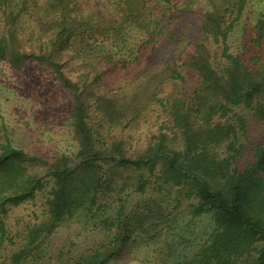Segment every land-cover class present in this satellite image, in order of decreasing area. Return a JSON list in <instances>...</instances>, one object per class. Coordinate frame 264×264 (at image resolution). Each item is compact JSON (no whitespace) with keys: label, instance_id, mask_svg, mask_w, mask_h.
<instances>
[{"label":"trees","instance_id":"16d2710c","mask_svg":"<svg viewBox=\"0 0 264 264\" xmlns=\"http://www.w3.org/2000/svg\"><path fill=\"white\" fill-rule=\"evenodd\" d=\"M115 1L118 17L97 26L103 40L119 36L145 14L166 16L165 6L172 7L173 24L159 46L167 55L153 51L150 60L139 50L134 76L110 89L101 84L105 72L91 58L84 57L86 68L75 79L64 72L65 52L77 28L87 24L72 0H0L9 26L0 37V61L12 67L37 62L55 73L72 96L78 144L74 157L46 159L9 139L0 142L1 237L7 234L11 207L39 192L49 190L39 229L53 230L79 211L105 208L112 196L152 187L175 190L177 207L194 200L188 205L192 217L213 215L214 230L184 264H264V141L246 158L239 140V133H248L246 117H231L241 107L264 122V15L253 25L256 50L242 55L231 52L230 37L253 0ZM43 20L51 22L47 29ZM186 72L199 79L193 95L169 94L165 83L181 84ZM156 113L165 118L159 131L146 147L133 150L132 132ZM32 166H42L46 174ZM29 256L26 246L12 256L13 264H24Z\"/></svg>","mask_w":264,"mask_h":264},{"label":"rangeland","instance_id":"374dc122","mask_svg":"<svg viewBox=\"0 0 264 264\" xmlns=\"http://www.w3.org/2000/svg\"><path fill=\"white\" fill-rule=\"evenodd\" d=\"M72 1L87 18V24L77 28L76 36L65 52L64 72L70 78L75 79L86 68L84 57L91 58L105 72L101 84L111 89L134 76L138 66L132 64L139 50L142 58L145 55L150 60L153 51H160L153 56L155 63L159 61L157 53L167 55L168 50H160L159 46L162 37L172 28V7L165 6L168 9L163 10L167 12L164 17L145 14L142 19L131 20L119 36L107 41L103 40L97 26L118 17L116 1ZM252 3L231 34V52L248 55L256 50L251 43L255 35L253 25L260 15H264V0H253ZM50 24L43 20L41 27L47 29ZM8 28L6 14L0 11V37ZM84 36L89 40L88 44L82 41ZM220 55L219 51L217 57ZM139 63L144 60L140 59ZM124 65L127 68L123 69ZM185 75L181 84L167 81L165 90L171 95L191 97L199 79L192 72ZM72 106L69 90L45 66L31 61L21 67H12L0 61V142L9 139L14 146L46 159L62 154L74 157L78 144L70 115ZM241 116L247 120V135L239 133L247 158L251 149L264 141V122L253 118L249 110L235 107L232 120L237 121ZM164 120L156 113L134 129L133 150L146 147ZM32 167L34 172L46 174L42 166ZM167 192L152 187L144 192L127 190L120 196H112L105 202L108 204L105 208L97 205L93 212L79 211L53 230L39 229L46 218L49 190L39 192L34 200L11 207L6 218L7 234L5 238L0 235V264H13L12 256L26 246H29L30 256L24 264L191 262L215 228L213 215L192 217L188 205L194 200L187 198L181 207H177V192ZM248 263L251 260L240 264Z\"/></svg>","mask_w":264,"mask_h":264}]
</instances>
